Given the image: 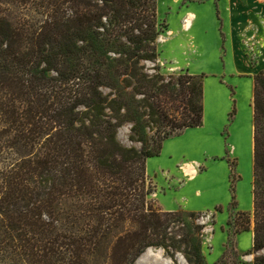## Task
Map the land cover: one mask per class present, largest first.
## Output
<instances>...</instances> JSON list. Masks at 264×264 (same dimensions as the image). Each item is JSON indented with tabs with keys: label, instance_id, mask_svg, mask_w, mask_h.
Returning <instances> with one entry per match:
<instances>
[{
	"label": "trees",
	"instance_id": "trees-1",
	"mask_svg": "<svg viewBox=\"0 0 264 264\" xmlns=\"http://www.w3.org/2000/svg\"><path fill=\"white\" fill-rule=\"evenodd\" d=\"M158 34L157 0H0V264H135L151 247L203 264L201 215L147 199L146 160L204 116L203 77L165 79ZM252 119L257 253L264 71L253 76ZM125 124L139 148L117 141ZM250 222L236 213L235 232Z\"/></svg>",
	"mask_w": 264,
	"mask_h": 264
},
{
	"label": "rangeland",
	"instance_id": "rangeland-1",
	"mask_svg": "<svg viewBox=\"0 0 264 264\" xmlns=\"http://www.w3.org/2000/svg\"><path fill=\"white\" fill-rule=\"evenodd\" d=\"M220 0L222 30L214 0H157V64L168 79L188 72L203 77V125L164 141L159 156L146 160L149 203L164 212L200 214L203 264H253V81L264 47V20L252 23L253 1ZM189 6L196 14L185 12ZM257 7V6H256ZM263 17V16H262ZM239 44L248 58L240 52ZM244 59V61H243ZM147 68L152 64L146 63ZM264 66V62L260 63ZM130 125L116 139L126 147ZM232 168V172H231ZM234 197V199L232 198ZM249 216L250 229L236 233L233 219ZM135 264H188L181 252L151 247Z\"/></svg>",
	"mask_w": 264,
	"mask_h": 264
},
{
	"label": "crops",
	"instance_id": "crops-1",
	"mask_svg": "<svg viewBox=\"0 0 264 264\" xmlns=\"http://www.w3.org/2000/svg\"><path fill=\"white\" fill-rule=\"evenodd\" d=\"M220 0H214V4H215V15L217 17V20L220 23V30H222V24H223V15L221 12V9H219L220 7L218 6V2ZM250 2V0H248ZM239 2L243 5H245V0H239ZM253 7H248V5L246 6L245 10H246V14L247 17L249 18V20L253 23L255 19H263L264 20V0H254L253 1ZM257 6V7H256ZM185 12L188 13L191 16V19H193L195 17L196 19V14L189 9V6H187L185 8ZM263 16V17H262ZM239 50L240 52L246 57L244 50H243V44H239ZM260 56L258 58V62L256 64V68L253 71H248L246 72L247 75L251 76V79L253 81V76L259 72V71H264V66H260V63L264 62V47L258 51ZM244 61V59H243ZM248 58L246 57L245 59V63H248ZM250 63V62H249ZM188 130V129H187Z\"/></svg>",
	"mask_w": 264,
	"mask_h": 264
}]
</instances>
